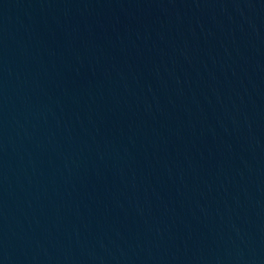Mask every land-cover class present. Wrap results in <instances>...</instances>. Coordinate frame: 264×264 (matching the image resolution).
I'll return each mask as SVG.
<instances>
[{
	"label": "water",
	"instance_id": "1",
	"mask_svg": "<svg viewBox=\"0 0 264 264\" xmlns=\"http://www.w3.org/2000/svg\"><path fill=\"white\" fill-rule=\"evenodd\" d=\"M0 264H264V0H0Z\"/></svg>",
	"mask_w": 264,
	"mask_h": 264
}]
</instances>
